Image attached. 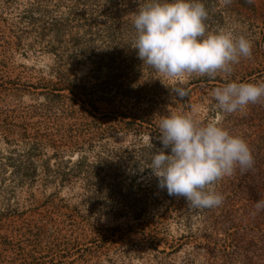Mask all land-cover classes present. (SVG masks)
Returning <instances> with one entry per match:
<instances>
[{"label": "rangeland", "instance_id": "rangeland-1", "mask_svg": "<svg viewBox=\"0 0 264 264\" xmlns=\"http://www.w3.org/2000/svg\"><path fill=\"white\" fill-rule=\"evenodd\" d=\"M201 1L208 31L244 35L252 55L229 76L180 84L131 47L145 0H0V264H264L257 237L243 243L248 260L223 255L239 220L215 227L218 206L188 207L148 168L170 112L218 122L255 162L264 153V103L226 114L211 95L264 82V0ZM238 183H215L220 206L250 212V189L231 194Z\"/></svg>", "mask_w": 264, "mask_h": 264}, {"label": "clouds", "instance_id": "clouds-1", "mask_svg": "<svg viewBox=\"0 0 264 264\" xmlns=\"http://www.w3.org/2000/svg\"><path fill=\"white\" fill-rule=\"evenodd\" d=\"M208 15L201 0H145L134 17L137 36L131 47L143 64L180 84L192 75L229 76L234 64L251 57L252 42L231 28L209 32ZM172 91L181 98L188 94L183 87ZM211 95L221 112L231 114L264 103V82H230ZM158 129L162 147L148 168L158 187L169 196L185 198L190 208L221 205L224 197L215 183L237 167L247 171L254 163L247 142L216 121L202 123L191 114L170 112L160 118ZM255 208L264 210V197Z\"/></svg>", "mask_w": 264, "mask_h": 264}, {"label": "trees", "instance_id": "trees-1", "mask_svg": "<svg viewBox=\"0 0 264 264\" xmlns=\"http://www.w3.org/2000/svg\"><path fill=\"white\" fill-rule=\"evenodd\" d=\"M93 14L101 15L103 14V11L98 10V11L93 12ZM120 16L122 15L121 14L119 15L117 12H115L114 14L108 13L107 15V17H110L111 19H113V22H116L118 28L122 29L123 27L120 26L121 23L119 22ZM95 18L91 17V21L94 20ZM108 28L110 30L109 32L113 35V31L116 29V26L108 27ZM259 159L260 160H258L257 162L254 161L252 165V167L254 166L256 168L255 171L259 170V173L253 172L254 170L252 169H249L247 171H241L240 168L237 167L234 173L230 176L232 177L233 180H236L237 182H239L236 186L232 188L231 190L232 196L239 197L238 188L247 187L248 189H250L251 197H248V198L241 197L246 201L244 205L250 208V212L247 209H245L242 214H238V212L243 207L235 208L234 206L232 210H228V209L225 210L224 209L226 208L225 206L221 207L219 205L217 207V211L220 212V215L215 216V219L213 220V224L215 225V227L220 224L221 226H224L225 224L229 222H232L234 220H239L238 221L239 223L236 226H231L235 230L230 233V235L234 236V238H232V243L226 246L227 248H230V250L227 249V251L225 250L223 251V255H225L226 257H230L233 261H236V262L248 260L246 245H244L246 244L244 243L246 240H248L249 243H254V238L257 237L262 243L261 249L264 250V210L257 212L255 208V204L257 200L264 197V153L261 154ZM250 180L252 182L248 183V181ZM221 187H222V191L220 192V194L224 195V192H223L224 186H221ZM217 211H215V213H217ZM241 237H242L243 242L240 239Z\"/></svg>", "mask_w": 264, "mask_h": 264}]
</instances>
